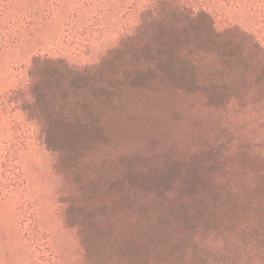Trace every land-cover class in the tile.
Wrapping results in <instances>:
<instances>
[{
	"label": "rangeland",
	"instance_id": "obj_1",
	"mask_svg": "<svg viewBox=\"0 0 264 264\" xmlns=\"http://www.w3.org/2000/svg\"><path fill=\"white\" fill-rule=\"evenodd\" d=\"M8 1L0 29H13L7 39L22 33L0 51V94L27 82L35 54L73 67L98 63L134 33L154 2ZM216 6L218 26L236 24L264 44V0ZM177 86L134 80L91 138L71 141L63 153L46 144L41 124L25 109L0 112V264H75L79 246L58 215L66 201L128 210L139 207L138 195L159 201L177 188L205 198L196 214H210L213 229L231 232L245 220H264V101L219 106L189 82ZM14 128L28 148L18 153L26 185L12 191L2 186L1 164L3 148L19 140ZM183 243L168 242V257L180 254Z\"/></svg>",
	"mask_w": 264,
	"mask_h": 264
},
{
	"label": "trees",
	"instance_id": "obj_2",
	"mask_svg": "<svg viewBox=\"0 0 264 264\" xmlns=\"http://www.w3.org/2000/svg\"><path fill=\"white\" fill-rule=\"evenodd\" d=\"M216 1L154 0L134 33L95 64L73 67L35 54L27 82L0 94V112L25 109L41 124L46 144L63 153L71 141L91 138L134 80L161 79L177 88L189 82L219 106L264 101V44L236 24L218 26ZM8 6L0 0L1 14ZM9 31L0 29V51L22 33L7 39ZM20 130L14 131L19 140L3 148L2 186L12 191L26 185L18 153L28 144L20 142ZM151 197L138 195V208L119 211L64 202L58 215L79 246L75 264H264L263 218L222 232L209 226L210 214L197 217L205 199L198 193L176 188L159 201ZM168 242H184L180 254L168 257Z\"/></svg>",
	"mask_w": 264,
	"mask_h": 264
}]
</instances>
